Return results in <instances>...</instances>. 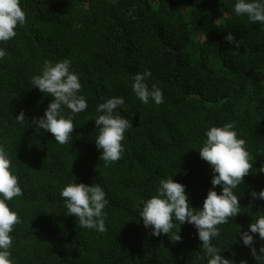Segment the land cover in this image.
I'll return each instance as SVG.
<instances>
[{
	"label": "trees",
	"instance_id": "16d2710c",
	"mask_svg": "<svg viewBox=\"0 0 264 264\" xmlns=\"http://www.w3.org/2000/svg\"><path fill=\"white\" fill-rule=\"evenodd\" d=\"M238 0H21L26 23L0 49V145L12 161L23 194L6 201L21 223L10 235L14 264H207L193 224L180 225L182 240L152 235L137 212L156 195L161 179L186 186L191 206L202 208L213 170L199 150L212 126L236 121L238 138L255 157L252 172L234 189L240 213L218 225L212 243L225 258L260 264L240 232L264 215V24L238 16ZM251 2V0H249ZM235 35V43L225 37ZM70 59L88 107L73 114L74 132L59 144L36 130L54 97L33 87L43 62ZM150 70L164 102L144 104L133 92L134 76ZM115 96L132 127L122 156L105 166L95 139L96 109ZM24 111L23 123L16 116ZM99 184L109 201L107 231L78 226L60 193L69 183ZM218 193L222 186H216ZM0 198H3L0 196ZM176 228L179 222L174 220ZM254 245H264L258 233Z\"/></svg>",
	"mask_w": 264,
	"mask_h": 264
},
{
	"label": "clouds",
	"instance_id": "9594fccd",
	"mask_svg": "<svg viewBox=\"0 0 264 264\" xmlns=\"http://www.w3.org/2000/svg\"><path fill=\"white\" fill-rule=\"evenodd\" d=\"M234 11L238 16L247 15L253 23L264 24V0H238ZM26 23V12L21 6V0H0V42L7 43L16 36L18 25ZM225 40L235 43L233 33H229ZM7 55L6 50L0 49V59ZM71 60L63 59L53 63L51 60L43 62L42 73L31 78V85L38 87L46 95L54 97L48 105L42 117L33 118L31 124L36 130L51 132L55 140L63 145L68 143L74 132L72 116L62 113V105L71 110L73 114L87 109L88 104L83 95H78L81 83L78 75L70 71ZM150 70L137 73L134 76L133 92L144 103L151 97L157 105L164 102L163 92L156 85L149 90L145 82L151 77ZM123 97L115 96L101 103L96 111L103 113L95 118V124L99 134L95 139L98 149H102L100 160L109 166L118 161L123 152L122 141L127 129L132 127L130 120L121 115L119 108L123 106ZM26 119L24 111L16 116V121L23 123ZM236 121L221 126H212L206 132L207 139L199 150L203 160L208 162L213 170L211 180L212 188L204 200L202 208L191 206L186 186L173 177L161 179L156 195L142 201V206L137 212L143 219L145 227H152V235L160 236L161 233L169 236L173 243L182 240L180 225L185 222L193 224L198 230V236L202 241L201 248L208 258L207 264H233V261L225 258L221 250L214 246L212 240L220 235L218 225L227 224L230 217H236L240 213V200L234 189L244 182V179L252 171L255 157L246 149V141L238 138L234 128ZM260 171H264L261 165ZM216 186H222V192L218 193ZM23 194L18 177L13 173L12 161L6 148L0 145V264H14L10 249L13 244L14 226L21 223L17 211H13L6 201ZM65 200L67 215L75 216L78 226L87 229H96L103 233L107 231L105 225L104 208L109 201L106 199L104 189L97 183L87 185L85 183H69L60 193ZM250 196L255 199H264V190L257 193L253 190ZM175 221L179 222V229ZM258 233L264 240V215L254 218L247 231L240 232L242 242L249 246L251 255L260 264H264V245L259 250L254 245L253 234ZM240 264H247L242 260Z\"/></svg>",
	"mask_w": 264,
	"mask_h": 264
}]
</instances>
